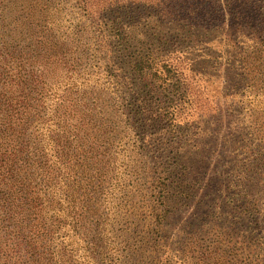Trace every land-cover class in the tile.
Instances as JSON below:
<instances>
[{"label": "rangeland", "instance_id": "1", "mask_svg": "<svg viewBox=\"0 0 264 264\" xmlns=\"http://www.w3.org/2000/svg\"><path fill=\"white\" fill-rule=\"evenodd\" d=\"M82 1L0 0V264H264V0ZM149 50L179 88L139 84Z\"/></svg>", "mask_w": 264, "mask_h": 264}, {"label": "trees", "instance_id": "2", "mask_svg": "<svg viewBox=\"0 0 264 264\" xmlns=\"http://www.w3.org/2000/svg\"><path fill=\"white\" fill-rule=\"evenodd\" d=\"M97 2L96 0H92V2ZM102 1V0H100ZM237 3L241 2L240 6L246 3L247 0H235ZM83 2H85L83 4ZM253 2V7L257 6L256 2ZM90 1L89 0H83L82 4L87 8L89 6ZM105 5L100 6L101 10L103 12H111L114 10H124L127 8H138V7H146L150 8L151 11H153L158 17H160L163 20L167 21H174V22H192V23H201L203 21L210 20L209 17H211V12L213 15V18L220 17L221 21H225V16H228L226 14V11L223 9L225 6L229 5L228 0H138L135 2H120L119 0H108L107 2H104ZM212 3L218 4L220 7H212ZM221 4V5H220ZM136 6V7H135ZM208 6V7H207ZM209 8V9H208ZM100 10V11H101ZM219 10V11H218ZM225 12V13H223ZM221 14V16L219 15ZM118 32V41L121 40L122 43H125L126 38L125 34L120 28H117ZM131 70L134 73L133 75L135 78L139 81V84H144L148 88V94H156V93H162L165 91L170 90V82H167V79H171V81H176L173 86L174 88H179V81L176 79L170 77L171 73H175L171 70V67L168 66V64L163 63L159 64V61L157 60L156 53L145 51L141 52L138 56H136L131 61ZM172 77H176L174 74H172ZM162 76V77H161ZM164 81L161 83H158L161 78ZM168 84V85H167ZM172 101H175V96L171 98ZM179 98H176V101H178ZM178 103V102H177ZM151 108V107H150ZM144 107L137 109L138 116L142 117V120L144 122H149L151 118V109ZM161 112L157 114V116L163 118V117H169L173 115L174 111L169 110L168 108H164L160 110ZM155 112H153V115ZM156 115V114H155ZM175 164H179V162L175 159ZM161 179V178H159ZM159 185V193L163 190L164 192H169V186H167L166 180H157ZM167 195L165 194L162 196V199L165 201V207L163 210H160V212H157V217L160 221L164 220L169 213V207L166 204L167 202Z\"/></svg>", "mask_w": 264, "mask_h": 264}]
</instances>
